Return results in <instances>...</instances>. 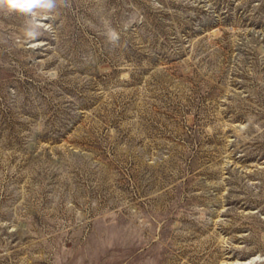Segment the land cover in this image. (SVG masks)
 <instances>
[{"label": "rangeland", "instance_id": "1", "mask_svg": "<svg viewBox=\"0 0 264 264\" xmlns=\"http://www.w3.org/2000/svg\"><path fill=\"white\" fill-rule=\"evenodd\" d=\"M42 2L0 7V264H264V0Z\"/></svg>", "mask_w": 264, "mask_h": 264}, {"label": "clouds", "instance_id": "2", "mask_svg": "<svg viewBox=\"0 0 264 264\" xmlns=\"http://www.w3.org/2000/svg\"><path fill=\"white\" fill-rule=\"evenodd\" d=\"M50 4H45L42 0H0V7L8 9L10 12L20 14L30 13L33 9L39 7H49ZM111 39H117V34L113 31L110 33Z\"/></svg>", "mask_w": 264, "mask_h": 264}, {"label": "bare ground", "instance_id": "3", "mask_svg": "<svg viewBox=\"0 0 264 264\" xmlns=\"http://www.w3.org/2000/svg\"><path fill=\"white\" fill-rule=\"evenodd\" d=\"M255 259H249L247 261H241V260H238V259H234L232 261H228V264H254L255 263Z\"/></svg>", "mask_w": 264, "mask_h": 264}]
</instances>
